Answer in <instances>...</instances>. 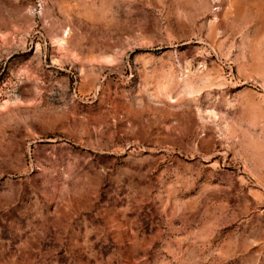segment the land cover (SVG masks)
Wrapping results in <instances>:
<instances>
[{
  "label": "rangeland",
  "instance_id": "1",
  "mask_svg": "<svg viewBox=\"0 0 264 264\" xmlns=\"http://www.w3.org/2000/svg\"><path fill=\"white\" fill-rule=\"evenodd\" d=\"M0 264H264V0H0Z\"/></svg>",
  "mask_w": 264,
  "mask_h": 264
}]
</instances>
